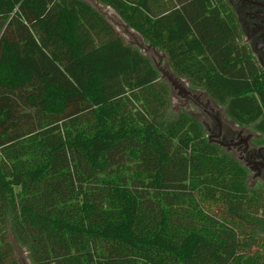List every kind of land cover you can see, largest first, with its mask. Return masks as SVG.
Returning <instances> with one entry per match:
<instances>
[{"label":"trees","instance_id":"1","mask_svg":"<svg viewBox=\"0 0 264 264\" xmlns=\"http://www.w3.org/2000/svg\"><path fill=\"white\" fill-rule=\"evenodd\" d=\"M95 4L264 142L226 0H0V264H264V185Z\"/></svg>","mask_w":264,"mask_h":264},{"label":"flooded vegetation","instance_id":"2","mask_svg":"<svg viewBox=\"0 0 264 264\" xmlns=\"http://www.w3.org/2000/svg\"><path fill=\"white\" fill-rule=\"evenodd\" d=\"M241 28V43L246 45L257 66L264 74V0H226ZM206 111L210 122L205 123L209 132L215 130V143H222L225 150L234 153L249 169L251 183L264 185V142L262 135L247 127H239L222 119L219 110L207 101Z\"/></svg>","mask_w":264,"mask_h":264},{"label":"rangeland","instance_id":"3","mask_svg":"<svg viewBox=\"0 0 264 264\" xmlns=\"http://www.w3.org/2000/svg\"><path fill=\"white\" fill-rule=\"evenodd\" d=\"M95 6L110 20V22L114 25V27L117 29V31L125 38V40L129 43H132L135 46L140 47V49L148 54L149 56L152 57V59L154 60L155 65L160 69L163 77L165 79H167L169 81V77L167 75H171V71L167 65V62L165 61V57L159 53L157 50H155V48H153L151 45H149L148 43H146L135 31L131 30L130 28H128L123 21L117 16V14L110 8L108 7H102L99 6L98 4H95ZM176 79V78H174ZM177 84L173 86L174 89V99H173V103H174V107L178 108V107H185L188 108L190 111L195 112L196 114L198 113V117H200L204 123H209L210 122V115L208 114V112L206 110H204V108H201L200 106H198L197 104H195L193 101H187L185 97H183L182 95L179 94V87H182L184 89V87H188L187 86V82L183 81V80H177ZM187 89V88H186ZM191 93L194 96H198V99L200 101V103L204 106L207 107V101L209 100L206 96H204L201 92H192ZM219 110L220 114L222 115V119L224 120V115H223V111L220 108H216ZM209 135H211L214 139V134L216 133L215 130L213 132H209ZM22 252V251H21ZM21 258L23 260V263H26V254H24V252L21 253Z\"/></svg>","mask_w":264,"mask_h":264},{"label":"water","instance_id":"4","mask_svg":"<svg viewBox=\"0 0 264 264\" xmlns=\"http://www.w3.org/2000/svg\"><path fill=\"white\" fill-rule=\"evenodd\" d=\"M128 27V26H127ZM169 78V81L172 83V85H176L177 84V80H178V78H176V77H174V75L173 74H171V75H167ZM174 78H176V79H174ZM179 87V94L180 95H182L183 97H185L186 98V100L187 101H193L195 104H197L198 106H200L201 108H204V110H206V107H204L201 103H200V101H199V99H198V96H194L192 93H191V91L188 89V87H184V89L182 88V87H180V86H178ZM208 102L209 103H211V100L209 99L208 100ZM211 138H212V136L211 135H209V139H210V141L211 142H213V143H215L214 141H212L211 140ZM216 144H218V145H220V146H224L222 143H217L216 142Z\"/></svg>","mask_w":264,"mask_h":264},{"label":"crops","instance_id":"5","mask_svg":"<svg viewBox=\"0 0 264 264\" xmlns=\"http://www.w3.org/2000/svg\"><path fill=\"white\" fill-rule=\"evenodd\" d=\"M203 94V93H202Z\"/></svg>","mask_w":264,"mask_h":264}]
</instances>
